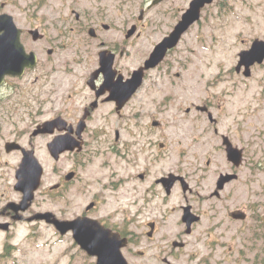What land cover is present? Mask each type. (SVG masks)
<instances>
[{"label":"flooded vegetation","instance_id":"obj_1","mask_svg":"<svg viewBox=\"0 0 264 264\" xmlns=\"http://www.w3.org/2000/svg\"><path fill=\"white\" fill-rule=\"evenodd\" d=\"M46 1L40 0L23 8L26 20L38 21L28 29L18 26L16 18L10 14L23 30L21 41L27 52L35 53L38 61L22 77L8 76L0 86V134H13V138H0V170L13 164L10 172H0V224L9 225L7 230L0 228V233L8 235L17 224L32 225L29 222L32 216L47 212L37 208L40 201L64 200L66 206L72 208L76 184L81 181L82 173L89 169L87 192L91 196L89 206L92 208L81 216L66 217L54 213L56 217L62 221L79 217L99 221L120 240H128L122 250L125 254L127 251L131 253L130 245L139 239L130 229L135 222L132 217L127 218L128 211L136 207L131 214L144 223V235L148 237L152 231V236L148 237L151 241L163 230L156 218L145 220V213L158 212L167 222L177 212L179 229L176 237L169 239L174 232L171 228L162 236V262L172 264L170 259L174 251L189 245L188 238L198 225L194 224L191 233H187L189 228L183 222L184 208L192 207V212L200 216L201 221L203 218L194 209L191 199L203 198L202 192L208 194L206 199H222L229 186L241 182L248 186L254 180V161L249 149L252 142L247 134L250 121L241 112L227 110L226 98L232 91L221 90L224 77L221 73H211L205 79L204 70L194 66L191 72L192 66L185 59L168 60L176 55L192 31L197 30L199 35L204 24L220 20L221 6L227 3L213 0L204 6L200 19L182 35L177 46L168 51L163 62L147 69L146 64L157 45L174 31L195 0H136L132 11L127 9V0H56L53 10L56 15L39 17V13H46ZM11 4L9 0H1L0 16L7 13ZM213 8L214 12H211ZM168 21L170 24L164 30ZM32 31H38V34ZM252 42L242 50L249 49ZM188 50L189 45L185 43L184 52ZM132 58L136 65L129 66L127 62ZM37 70L39 75L31 84V74ZM234 71L235 68L229 73ZM135 72L143 75L140 85L127 100V83ZM236 74L243 77L242 73ZM224 83L231 82L225 80ZM13 99H25L23 106L28 109L27 115L31 119L43 120L35 123L29 131L21 129L18 132L8 127L19 110L10 104ZM60 118L68 122L65 130L55 128L54 132L34 135L40 125ZM80 124L84 126L83 150L64 152L56 159L49 145L67 134L77 138ZM5 130L6 134L3 133ZM172 134L177 136L175 140L169 138ZM112 136V151L116 155L119 151L123 161L134 157L136 163H101L99 168L106 173L100 176L101 170L92 168L97 163H85V157L98 154L97 147L101 144L110 146ZM174 144L186 148L188 154L206 146L209 152H218L223 163L218 166L215 159H207L203 160V167L199 163L201 158L196 160L197 163H159V153L168 151ZM229 144L239 150L242 164L236 165L229 160ZM40 146H44L43 158L38 154ZM25 151H33L43 167H51V172H46L44 167L32 205L25 212H16L9 206L20 204L24 196L16 189V172L23 163ZM65 156L70 157L69 163H62ZM215 164L216 171H212ZM172 176L183 180L179 178L171 182ZM195 176L210 179L212 187L208 190L194 187ZM222 176L236 178L218 190ZM110 194L121 198L118 218L114 214H103L107 202L102 200H107L106 195ZM174 198L179 203L177 208L170 210ZM176 242L185 246L175 248ZM139 255L145 253L140 251Z\"/></svg>","mask_w":264,"mask_h":264},{"label":"rangeland","instance_id":"obj_2","mask_svg":"<svg viewBox=\"0 0 264 264\" xmlns=\"http://www.w3.org/2000/svg\"><path fill=\"white\" fill-rule=\"evenodd\" d=\"M5 1V0H3ZM12 4L8 6L6 12L16 18L18 26L24 29L35 25V20L25 19L26 14L23 11L25 5L38 3L40 0H9ZM136 0H127L128 11L134 10ZM139 0H137L138 2ZM227 4L221 6L222 10L219 16L220 20H215L204 24V30L199 35L194 30L190 33L185 42L181 45L176 55L169 58L172 61L175 58H183L189 63L191 72L194 66L199 67L205 72V79L212 73L214 75L221 73L223 83L221 90L230 89L231 96L226 98L227 110L231 112H241L250 121L249 133L252 145L250 146V157L254 161V180L252 184L245 182L233 184L228 187L222 199H206L208 194L202 192L203 198H192L191 204L194 209L203 215L202 221L197 225L194 234L188 238L189 245L183 250L174 251L173 258L170 259L172 264H264V65L257 66L253 69V76L249 80L232 73L239 60L240 51L247 45L249 47L254 39H264V0H223ZM1 2V0H0ZM46 13L41 15H56L53 10L56 7V0H47ZM214 12V8L211 10ZM44 13V14H43ZM213 14V13H212ZM209 16V15H208ZM163 29H167V25ZM159 37H154L155 42ZM185 43L189 45V50L185 53ZM148 44V43H147ZM129 66L136 65L134 58L127 62ZM222 70V71H220ZM234 74V75H233ZM39 70L31 74V84ZM229 80L231 83H224ZM245 80V81H244ZM27 82V80H26ZM235 85V87H234ZM23 100L13 99L10 104L14 108H19L17 115L10 121L8 127L15 128L20 132L32 130L35 123L43 119H31L28 109L23 106ZM16 103H20L15 105ZM35 106H38L35 104ZM6 111V109H4ZM21 118V119H20ZM5 127V126H4ZM2 128V127H0ZM6 134V130L3 131ZM13 134L0 138L6 139ZM170 139H176L177 136L172 134ZM28 140V135L25 137ZM42 144V143H41ZM114 137L111 138V145L101 144L98 146V154L86 156L85 163H97L93 169L104 171L101 163H136L134 157L123 161L119 151L117 155L112 151ZM119 150L120 148L117 147ZM39 156H45L44 146H40ZM207 151V152H206ZM116 152V151H115ZM200 159L203 167V160L215 159L218 166L221 165L222 158L219 153L209 152L206 146L200 149H194L188 154L186 148L171 145L166 152H160L158 155L159 163H197ZM70 157L65 156L62 163H69ZM248 164V163H247ZM46 172H51V167L45 166ZM13 164L0 170L1 173L10 172ZM216 164L211 168L216 171ZM82 179L76 184V196L71 200L72 208L64 200H46L45 203H39L38 209L50 211L57 216L70 217L81 216L89 203L91 196L87 192L89 183V169L82 173ZM11 178V177H9ZM193 185L196 188L210 189L212 181L195 176ZM1 182V181H0ZM107 202L103 206L104 215H116L120 211V200L116 194L106 195ZM179 200L174 198L169 209L177 208ZM136 207L126 213L127 218L132 217L130 229L139 237L130 245L131 253L125 252L129 264H163L164 253L162 246L164 241L163 235H167V229L174 230L169 239L176 237L178 231L177 220L178 213L175 212L165 220L158 212L145 213L144 219H157L160 222L163 231H160L155 239L151 241L147 235H144V223L137 216H132ZM235 210H243L248 214L245 221H234L229 217V213ZM64 212V213H63ZM173 212V211H172ZM132 213V214H131ZM110 215V217H111ZM163 215L167 217L164 213ZM118 218V216H117ZM13 246V253L9 258H0V264H96L94 258L89 257L75 243L71 234L61 236L52 225L44 222H34L31 224H17L15 229L11 230L8 235L0 233V257L4 253L5 244ZM143 251L145 255H139Z\"/></svg>","mask_w":264,"mask_h":264},{"label":"water","instance_id":"obj_3","mask_svg":"<svg viewBox=\"0 0 264 264\" xmlns=\"http://www.w3.org/2000/svg\"><path fill=\"white\" fill-rule=\"evenodd\" d=\"M213 0H195L188 12L183 16L181 22L176 26L174 31L166 37L160 44L157 45L151 58L146 64V68H154L158 66L166 57L169 50L173 49L179 43L182 35L200 19L201 9L206 5L212 3ZM0 86L4 82L6 76H22L26 69L33 68L37 64V56L35 53L28 54L24 45L21 42L22 30L19 29L14 18L9 14L0 16ZM134 32L131 30L130 34ZM33 34H38V31H33ZM37 38V37H36ZM264 62V40H255L251 49L240 53V61L236 71L240 73L242 68H245L244 75L246 77L252 76V66L262 64ZM142 73L135 72L133 77L127 83V100L132 96L140 85ZM68 123L64 119H57L47 122L39 126V129L34 135L41 133L54 132L55 128L65 130ZM84 126L82 124L78 127V139L71 138L69 134L62 136L49 145V150L56 159L61 154L67 151L83 150L82 133ZM13 144V143H12ZM228 158L236 165L242 163V156L239 150L235 149L231 144L228 146ZM44 168L34 156L33 151H25L23 163L16 173L17 185L16 189L23 193V199L20 204H10V208L19 212L27 211L34 198L35 193L39 189ZM72 176H70L71 178ZM171 180L174 182L178 178L175 176ZM235 176L225 177L219 180L218 190L224 187L228 181L235 179ZM183 180V178H181ZM188 186L185 187L187 191ZM91 205L87 210L91 209ZM191 207L185 208L183 217L184 223L187 224V233L190 234L192 224L200 221V218L192 214ZM235 220H245L247 214L243 211L237 210L230 214ZM16 219V220H20ZM45 221L47 224L54 225L55 228L62 234L66 235L69 232L73 233L75 242L81 247L82 250L87 252L91 257L97 258V264H128L126 258L122 253V248L127 245V240H120L119 236L111 230L106 229L96 220L88 217H79L73 221L58 220L56 215L51 212L37 213L29 219V222ZM8 224H0V228L7 230ZM152 236V233H149ZM175 247H182L183 244L174 243Z\"/></svg>","mask_w":264,"mask_h":264},{"label":"trees","instance_id":"obj_4","mask_svg":"<svg viewBox=\"0 0 264 264\" xmlns=\"http://www.w3.org/2000/svg\"><path fill=\"white\" fill-rule=\"evenodd\" d=\"M260 163H264V162L261 161ZM12 249H13V247L11 245L7 244L5 247V250H4V254L2 256H4L6 258L9 255H12V253H13Z\"/></svg>","mask_w":264,"mask_h":264}]
</instances>
